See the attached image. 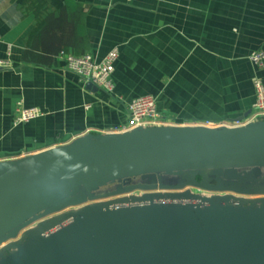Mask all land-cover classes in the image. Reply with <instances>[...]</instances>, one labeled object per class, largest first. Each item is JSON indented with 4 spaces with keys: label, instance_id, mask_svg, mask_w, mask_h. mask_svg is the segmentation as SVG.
<instances>
[{
    "label": "crops",
    "instance_id": "0c3cea01",
    "mask_svg": "<svg viewBox=\"0 0 264 264\" xmlns=\"http://www.w3.org/2000/svg\"><path fill=\"white\" fill-rule=\"evenodd\" d=\"M115 47L114 95L88 87L60 58L102 60ZM258 50L264 0H0V60L9 63L0 69V164L113 131L145 95L179 127L237 121L254 108L255 78L264 84L249 59ZM19 103L45 115L16 125ZM69 208L0 239V254L16 255L7 264H102L83 218L36 237ZM135 215L164 264H264V210Z\"/></svg>",
    "mask_w": 264,
    "mask_h": 264
},
{
    "label": "water",
    "instance_id": "95a60500",
    "mask_svg": "<svg viewBox=\"0 0 264 264\" xmlns=\"http://www.w3.org/2000/svg\"><path fill=\"white\" fill-rule=\"evenodd\" d=\"M88 87L96 86L89 83ZM232 162L243 163L242 166L254 164L259 168L264 167V123L240 128L167 126L137 129L122 134H88L46 153L0 164V213L10 212L0 228V239L18 234L51 212L80 206L89 200H107L136 192H168L167 195L172 194L169 196H180L174 193L188 188L230 194L224 197L213 196L211 208L199 211L171 206L113 211L109 209V204H105L84 215H78L71 225L52 236L44 237L42 232L53 224L44 226L36 234V237L42 239L55 237L83 218L88 227V242L98 246L97 255L102 264H164L141 229L135 213L145 211L205 215L215 211L264 210V198L240 200L233 196L264 197L261 180L257 184L243 185L257 178L254 171H239L233 167L227 176L238 183H226L218 176L214 183L188 178L176 185L124 184L115 190L81 199L79 197L85 193L86 188L99 191L105 185L119 181L124 175L132 178L149 169L168 165L177 170L169 175L182 176L187 169ZM261 178L264 180V176ZM152 198L154 196L133 201ZM228 199L250 201L252 204L241 208L221 207L220 202ZM255 203H261L262 207H256ZM176 251L171 250L175 255L179 252ZM14 258L15 254H0L1 264H7L8 260Z\"/></svg>",
    "mask_w": 264,
    "mask_h": 264
},
{
    "label": "built area",
    "instance_id": "2783aa9c",
    "mask_svg": "<svg viewBox=\"0 0 264 264\" xmlns=\"http://www.w3.org/2000/svg\"><path fill=\"white\" fill-rule=\"evenodd\" d=\"M119 57L120 51L117 47L113 48L102 60L96 59L93 54L75 55L65 52H61L60 54V58L67 70L76 74L85 82L96 85L109 95H114L115 92L116 87L114 82V72L115 65ZM249 59L258 70L264 69V50L253 52L250 55ZM7 67H9V63L7 61L0 60V69ZM254 86L256 90V103L252 112L243 120L224 124H216L210 121L195 122L190 126L210 129L221 127L240 128L251 124L264 123V84L260 77L255 78ZM127 110L129 114V122L127 124L121 127H117L113 131L102 134H122L137 129L177 126L176 121L162 115V113L158 109L157 100L151 95L140 96L133 99L128 104ZM44 115L45 113L38 107H26L23 103H19L16 110L15 124H26L40 119ZM24 157L26 156H23L21 158ZM213 196H222V194H208L205 193V191H200L198 194L186 197L162 195L148 200L129 201L128 203L123 204L117 203L114 205H110L109 209L118 211L128 208L171 206L189 208L193 211H199L211 208ZM251 204L252 203L250 201L240 202L234 199L222 200L220 202V205L223 208H241L251 206ZM255 206L259 208L262 207V204L255 203ZM74 221L75 216L69 215L63 220L57 221L55 224H53V226L46 228L42 232V234L44 237L52 236L71 225ZM1 263L2 259H0V264Z\"/></svg>",
    "mask_w": 264,
    "mask_h": 264
},
{
    "label": "rangeland",
    "instance_id": "374dc122",
    "mask_svg": "<svg viewBox=\"0 0 264 264\" xmlns=\"http://www.w3.org/2000/svg\"><path fill=\"white\" fill-rule=\"evenodd\" d=\"M244 165L243 163H212L210 166H200L199 168H193V169H187L185 170V174L182 176H175V175H169L170 172L177 171L175 167H169L163 166L158 169H149L144 171L143 174H140L135 177H128L127 175L122 176L119 181L113 182L109 185H105L104 188H101L99 191H97L94 188H86L84 190V194L79 197V199L83 198L84 196H94L97 193H103L111 190H115L119 186H123L124 184H137V183H157V184H171L176 185L181 181H184L188 178H197L199 181H205L209 183H214L215 178L222 177L226 183H234L236 180H232L227 176V172L231 170L233 167H237L239 171L242 170H250L254 171L257 175L256 179L248 180L245 183H243L244 186H247L249 184H257L259 180H261L262 185H264V180H262V176H264V167L259 168L254 164L251 165ZM241 166V167H240ZM261 178V179H258ZM235 183H238L237 181ZM200 191L195 188H188L181 192H177L174 194H178L180 196H191L198 194ZM168 192H152V193H142V192H136L131 195H124L112 199L107 200H101V201H93L89 200L85 204H82L80 206H76L73 208H69L63 212V214L60 215V217L57 220H63L64 218L68 217L69 215H74L77 217L78 215H84L87 212L93 211L97 208H99L102 205L109 204L114 205L117 203L125 202V201H133L142 197H159L160 195H167ZM208 194H212L211 192H205ZM172 195V194H169ZM222 196H231L230 194H222ZM235 196L237 199L240 200H246V199H263L264 197H247L244 198L243 196ZM50 221L48 224L44 226H49L51 224H54L55 221ZM43 226V225H42ZM43 226V227H44ZM43 227L41 229H43ZM36 234V233H35ZM178 252V251H176ZM185 253V252H184ZM178 256V255H175Z\"/></svg>",
    "mask_w": 264,
    "mask_h": 264
},
{
    "label": "bare ground",
    "instance_id": "6f19581e",
    "mask_svg": "<svg viewBox=\"0 0 264 264\" xmlns=\"http://www.w3.org/2000/svg\"><path fill=\"white\" fill-rule=\"evenodd\" d=\"M10 212L0 213V228L5 223L6 219L9 217Z\"/></svg>",
    "mask_w": 264,
    "mask_h": 264
}]
</instances>
